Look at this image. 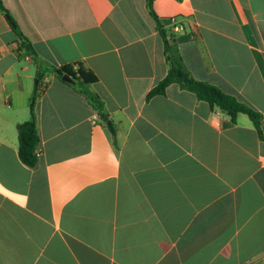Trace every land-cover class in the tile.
<instances>
[{"label":"crops","instance_id":"0c3cea01","mask_svg":"<svg viewBox=\"0 0 264 264\" xmlns=\"http://www.w3.org/2000/svg\"><path fill=\"white\" fill-rule=\"evenodd\" d=\"M2 2L0 264H264V141L246 114L233 121L176 83L147 99L169 63L146 0ZM153 7L193 76L261 112L264 132V0ZM80 62L116 141L45 71ZM36 88L32 168L17 125Z\"/></svg>","mask_w":264,"mask_h":264},{"label":"trees","instance_id":"16d2710c","mask_svg":"<svg viewBox=\"0 0 264 264\" xmlns=\"http://www.w3.org/2000/svg\"><path fill=\"white\" fill-rule=\"evenodd\" d=\"M154 0H146L149 13L156 20L157 29L164 41V49L169 63V69L166 76L147 94L149 100L155 95L165 94L169 85L176 83L180 88L193 92L198 99L209 103L212 108H218L227 112L233 121L241 113L246 114L253 122L259 137L264 141V132L262 128V114L248 104L240 101L236 96L228 94L220 87L206 81L196 79L184 63L178 48L170 43V36L162 25L153 7ZM0 10L8 12L2 0H0ZM9 15V14H8ZM18 35L25 41V35L15 27ZM29 49L32 46L24 43ZM45 71L54 72L58 78L62 79L63 74H68L73 80L69 82L75 89L82 93L90 105L96 110L99 118L108 127L116 141V126L110 118L109 112L105 107L104 100L92 89V84L98 80L95 72L83 63L63 65L57 68H48ZM44 71V72H45ZM42 71L39 67L38 78ZM38 96L37 88L34 90L33 98L30 104V117L17 125L19 137V157L24 164L35 168L39 160V132L35 103Z\"/></svg>","mask_w":264,"mask_h":264},{"label":"water","instance_id":"95a60500","mask_svg":"<svg viewBox=\"0 0 264 264\" xmlns=\"http://www.w3.org/2000/svg\"><path fill=\"white\" fill-rule=\"evenodd\" d=\"M62 80L67 81V82H72L73 79L68 74H63Z\"/></svg>","mask_w":264,"mask_h":264},{"label":"built area","instance_id":"2783aa9c","mask_svg":"<svg viewBox=\"0 0 264 264\" xmlns=\"http://www.w3.org/2000/svg\"><path fill=\"white\" fill-rule=\"evenodd\" d=\"M180 29H181L180 26H177V25L173 26V30H174V31H179Z\"/></svg>","mask_w":264,"mask_h":264}]
</instances>
